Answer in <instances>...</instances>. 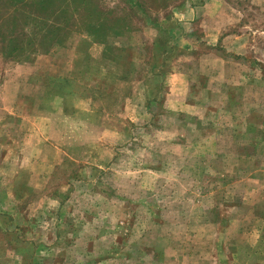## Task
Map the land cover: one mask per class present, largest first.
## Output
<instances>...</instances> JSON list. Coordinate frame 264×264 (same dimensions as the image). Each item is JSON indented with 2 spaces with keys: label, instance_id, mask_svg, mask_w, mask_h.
I'll list each match as a JSON object with an SVG mask.
<instances>
[{
  "label": "rangeland",
  "instance_id": "rangeland-1",
  "mask_svg": "<svg viewBox=\"0 0 264 264\" xmlns=\"http://www.w3.org/2000/svg\"><path fill=\"white\" fill-rule=\"evenodd\" d=\"M104 1L130 15L132 41L104 43L117 65L90 58L96 37L79 32L28 58L0 51V264L229 262L231 234L264 236V0H186L180 11L182 0L160 11ZM173 70L190 84L169 97ZM89 88L95 113L73 121L89 133L47 134L48 152H23L35 115L64 125V106L84 107L73 96ZM58 142L63 162L41 183L5 167L54 158Z\"/></svg>",
  "mask_w": 264,
  "mask_h": 264
},
{
  "label": "trees",
  "instance_id": "trees-1",
  "mask_svg": "<svg viewBox=\"0 0 264 264\" xmlns=\"http://www.w3.org/2000/svg\"><path fill=\"white\" fill-rule=\"evenodd\" d=\"M105 2L0 0V51L8 58H28L48 53L74 32L89 34L102 43L112 36L124 35L130 15L110 9Z\"/></svg>",
  "mask_w": 264,
  "mask_h": 264
},
{
  "label": "crops",
  "instance_id": "crops-1",
  "mask_svg": "<svg viewBox=\"0 0 264 264\" xmlns=\"http://www.w3.org/2000/svg\"><path fill=\"white\" fill-rule=\"evenodd\" d=\"M148 1V6H150L152 9L156 10V11H160L163 10L165 7H167L168 5V1L167 0H147ZM176 6L177 10L180 11L183 8H185L187 5H189V2H187L186 0H182L180 3H178ZM191 7V5H190ZM191 11H193V9H187L185 11V13H180L176 19H173L175 22H180L183 19H181L180 17H184V16H188L190 15ZM186 20V19H185ZM121 38H125L128 42L132 41V34H128V35H121ZM92 46L94 47L91 51H90V58L93 55V58L96 59H102V61H104L105 65L104 66H110V65H117L116 62H114L111 59H108L105 56V46L104 43L102 42H94L92 44ZM94 53V54H93ZM137 55V54H136ZM136 55L134 56V54H130L128 58H126V62L127 64H122V67H124V65H130L134 63V59L136 57ZM138 58V57H137ZM107 60H109L108 62L111 63L109 64L107 62ZM106 61V62H105ZM170 78L168 77L169 81L172 82L170 84H168L170 86V92L168 93V96L171 97L172 94H174L176 89H185L186 92H188V88H189V80L187 78V74L183 71V70H179L178 71H172L170 73ZM168 81V82H169ZM71 87L72 86H76V82H70V84H66V87ZM86 88V87H85ZM68 91H71L70 89ZM94 90H92V88L86 89L85 95H74L73 97H77L78 101H80L81 103H83L84 107L82 108H77L76 110H71L69 111L66 106H64V111L60 112L61 116L60 117L61 120H65L66 123L63 125L60 124H51V120H47L46 122H41V120L43 121V115L38 114L35 115L34 118H36V121H39V125L38 126H33V128L31 129H27V133L25 134V136H27L26 138H24L23 141V152L25 153L28 149V147H30L33 143L36 144V147L38 149V152L41 154L42 150L44 148V151H49L48 149V140H46V138H44V135L47 134H59V135H64V136H69L70 134H86L89 133L86 130L83 131L80 126L78 125L75 126L77 129L76 131H74L73 128V121L76 119V121L81 120L82 118H88V116H90L91 114L95 113V108L92 106L93 102V94H94ZM105 94V93H104ZM87 97V98H84ZM76 101V102H78ZM11 116V115H10ZM12 117V116H11ZM26 119V117H24ZM50 119H54L53 116H50ZM67 121L69 122V124L67 123ZM70 122L72 123V126H70ZM50 126V128H49ZM87 128H92L93 132L96 129V126L93 125H89L87 126ZM49 129V130H46ZM34 141V142H33ZM64 141H68V140H64ZM58 147L52 148L53 150H57L58 153L56 152L54 154V158H50L49 155L47 154V152L44 155V158H42L41 156V160L39 159H34L31 158L30 160L28 159H21L19 162H16L19 164V167L21 166V168L17 169L15 168V161H6L4 162V164L6 163V169L9 168L10 170L12 169L13 174L12 176H14L15 181H19L22 183H28L33 185L34 183H37L38 181H40L39 183L43 182L44 179L48 178L50 176V172L53 171V167H56L58 164H60L61 162H63L62 155L65 152V146L66 142H62L59 143L58 142ZM62 153V154H61ZM26 155V154H25ZM40 157V156H37ZM53 157V156H52ZM16 169V170H15ZM11 175V173H10ZM34 187V186H31ZM37 191V190H36ZM21 194V198L24 200H29L33 198V192L27 185L24 186V189L21 190L19 192ZM58 199V198H57ZM246 233H234L231 234L232 236V247L231 248H225L224 250H226L227 256L230 257V261L226 262L223 261L221 262L219 257L217 258L218 261L216 264H264V236H263V229L261 226H257L256 228H253L252 233H250L248 237H245ZM246 238V239H242V238ZM173 264H176V262H174Z\"/></svg>",
  "mask_w": 264,
  "mask_h": 264
}]
</instances>
